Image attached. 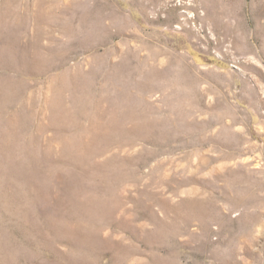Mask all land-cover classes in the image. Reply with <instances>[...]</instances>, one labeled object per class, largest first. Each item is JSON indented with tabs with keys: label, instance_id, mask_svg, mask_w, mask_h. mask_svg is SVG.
Returning a JSON list of instances; mask_svg holds the SVG:
<instances>
[{
	"label": "rangeland",
	"instance_id": "1",
	"mask_svg": "<svg viewBox=\"0 0 264 264\" xmlns=\"http://www.w3.org/2000/svg\"><path fill=\"white\" fill-rule=\"evenodd\" d=\"M178 1L0 0V264H264V0Z\"/></svg>",
	"mask_w": 264,
	"mask_h": 264
},
{
	"label": "built area",
	"instance_id": "2",
	"mask_svg": "<svg viewBox=\"0 0 264 264\" xmlns=\"http://www.w3.org/2000/svg\"><path fill=\"white\" fill-rule=\"evenodd\" d=\"M187 4V2L186 1H182V0H179L178 1V5H186ZM185 13H187L188 14V12L187 11H185ZM184 20L186 19V18H183Z\"/></svg>",
	"mask_w": 264,
	"mask_h": 264
}]
</instances>
